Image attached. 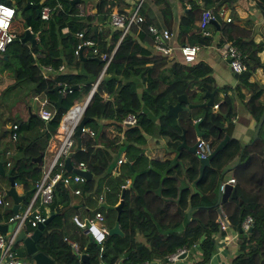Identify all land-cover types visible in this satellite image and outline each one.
Returning a JSON list of instances; mask_svg holds the SVG:
<instances>
[{
	"label": "trees",
	"instance_id": "trees-1",
	"mask_svg": "<svg viewBox=\"0 0 264 264\" xmlns=\"http://www.w3.org/2000/svg\"><path fill=\"white\" fill-rule=\"evenodd\" d=\"M0 1L11 4L9 0ZM15 1L19 4L22 0ZM50 1L52 0H46L44 4ZM58 1L63 11L52 9L46 21L35 16L30 9L18 7L16 12L21 13L24 28L29 27L37 36V43L29 49L15 39L6 46L0 56V150L2 153L8 147L5 139L10 138L13 132L16 134L15 151L10 155L8 167L5 165V160L2 163L5 173L1 176L12 177L16 184H28L31 190L40 178V167L33 163L31 158L42 153L44 149V145L36 142L38 136L44 132V124L41 119L32 115H27L25 120L19 121L11 112L12 106L17 101L14 91L20 85L32 86L34 92L38 87H42V92L52 93L50 89L54 83H45L44 80L41 81L40 78H34L27 73L26 68L31 63L29 51L36 55L39 64L52 65L55 59L63 57L70 66H78L76 79L70 78L67 73L56 76L55 81L65 83L67 90L64 91L61 99L62 108L51 119V127L54 129L58 126L64 111L74 102H79L85 97L90 84L94 82L105 63L95 59L81 60L77 46L88 49L87 57L95 56L100 59V54H104L110 58L83 112V116L87 117L84 126L92 131V136L83 140L81 147L76 146L74 137L71 149L70 162L84 163L87 170L92 173V177L80 185L71 186L79 189V194L75 195L79 200L75 204H71L68 189L61 184L55 186L53 199L56 204L53 215L35 241L37 251L47 255L53 264H137L142 261H163L164 257L175 249L190 247L198 242L201 255L193 264H207L216 247L213 234L218 231L215 210L212 207L215 203L216 187L222 180L223 169L239 154L240 162L232 169L236 199L241 200L237 223L240 224L246 215L251 217L252 223L251 232L245 237L238 238L237 250L230 264H264V139L262 136L258 134L257 139L245 146L241 152L238 142L231 137L228 138L212 156L209 165L203 168L200 178H198L199 160L194 154L181 151L172 159L160 162L148 159L140 148L145 142L144 135L151 133L149 126L153 125L155 119L158 120V136L165 138L174 148L180 141L185 121L189 122L193 119L199 120L198 130L208 138L206 140L212 144L213 149L220 141L218 134L224 127L225 120H229L234 113L231 97L225 94L226 88H223L224 95L219 102L215 93L214 104H217V109L214 112L212 107L204 106L200 109L194 107L181 110L176 118L167 114L168 105L175 104L179 95H184L188 104L197 105L203 93H210L215 89L210 68L205 63L193 62L185 65L174 59L170 60L165 56L154 54L152 40L146 28L148 25H153L171 31L172 14L168 0H143L139 5L138 13L144 21L138 26H131L122 37L119 29L109 30L106 26L110 10L103 6L108 3L116 12L127 14L130 10L127 2L128 5L122 0L116 2L106 0L104 5H96L94 22H100L101 30L104 31L95 33L96 28L92 26L89 16L78 11V4L82 0L72 5L69 4L70 0ZM178 1L181 3L182 12L175 26L177 42L181 45L186 43L201 46L208 45L210 39L200 28L196 30L193 28L195 19L203 9H211L215 19H218L220 9L227 6L226 13L232 2V0H199L202 5H198L197 0ZM153 5H156L155 11ZM227 17L229 23L224 25L226 36L218 45L223 42L230 43L243 55L245 65L251 63V66L247 65V70L239 75V80L244 82V85L252 86L247 81L250 70L261 64L255 61L256 59L251 61L247 55L249 52L255 55L264 43L262 41L254 43L252 40L232 36L230 34L232 13L227 14ZM77 33H82L83 39L94 37L93 45H81V38L77 37ZM104 35H107V41L104 40ZM21 36L22 34L17 38ZM93 49L96 50L95 54L92 53ZM44 52L47 53L46 56L42 55ZM37 91L40 92L38 89ZM259 94L258 89L250 96L247 101L248 108H252L251 105ZM184 105L186 104L182 102L181 107H185ZM263 105L257 107L255 120L258 119ZM129 113L135 116V123L122 125V119ZM13 125L16 126L15 129H12ZM121 126H124L123 129ZM109 129L116 133L113 134ZM121 153L124 161L118 163ZM177 158L188 163L185 170L188 174L185 184H179L169 170L170 167L178 170ZM162 168H166V175L160 173ZM113 171H117L116 176L111 175ZM126 180H129V184L121 192V186L125 185ZM195 180L196 187L202 193L201 196L190 192L191 184ZM121 193L119 226L123 235H106L102 250L99 251V245L94 243L83 230L76 227L71 217L79 215L77 213L79 208H81L80 217H90L95 211H101L104 215L103 221H105L104 217L105 219L110 217L108 226L103 222L109 229L115 221L116 211L113 208L100 207L98 196L102 195V200L114 207ZM31 195L32 191L26 197L27 202ZM189 207H198V209L187 217L186 211ZM10 214L9 206H0V217ZM29 231V228L24 230L25 233ZM137 236L142 238V242L137 241ZM69 242L76 244L77 254L72 251ZM81 254L86 255V261L80 260ZM25 257L30 263V256L25 255Z\"/></svg>",
	"mask_w": 264,
	"mask_h": 264
},
{
	"label": "crops",
	"instance_id": "crops-1",
	"mask_svg": "<svg viewBox=\"0 0 264 264\" xmlns=\"http://www.w3.org/2000/svg\"><path fill=\"white\" fill-rule=\"evenodd\" d=\"M9 1L11 4L15 5L14 0H9ZM29 1H33L32 4L39 2V0H27V2H29ZM45 1L46 0H44L42 2V4L39 5L38 11L42 5H50L52 7V5L55 2L58 5H57V7H53V10L63 11V7L58 0H52L48 4H44ZM111 1L116 2L117 0H111ZM122 1H124L125 3L127 2L129 5L127 3L126 4L128 5L129 8H131L133 6L132 4L135 3L137 0H122ZM27 2H26V0H22L21 3L23 4V7L26 5ZM168 2L170 3V6H171L172 29H171V31H169L170 39H169V41H167V45H169L172 48V54H177L178 53V46H180L181 44H179L176 40V37H175L176 28H175V26L177 24V21H178L180 15H181V12H182L181 3L178 0H168ZM197 2H198V5H202L201 1L197 0ZM104 3H106V0L105 1L82 0V2L80 4H78L79 13L80 14H87L89 16V19L93 24L92 26L93 27L95 26V28H96L95 33L104 31V30H101L100 22H94V18L96 15V5L100 6V5H104ZM80 5H81L83 10L84 9H89V10H84V12H82L79 8ZM185 5H187V4H185ZM103 7H105L107 10H110V12L116 11L115 8L110 7V5L108 3L106 5H104ZM155 7H156V5L152 6L154 11H155ZM186 7H188V6H186ZM226 8H227V6L222 7V9H224V10H226ZM228 8H230V9H228V11L226 12V15L229 13L230 14L232 13V15H233L232 26L230 27V28H232L230 31V34L232 36H234V37L238 36L239 38H242L244 40H252L254 43H258L261 41L264 43V0H232V2L230 3ZM16 9H15V11H16ZM30 10L33 11V9H30ZM33 13H34V11H33ZM229 16L231 18V15H229ZM49 17H50V15H49ZM41 20H43V19H41ZM198 20H199V16L195 19V22H194L193 28L195 30L199 29ZM227 23H229V21H225L224 18H222V17H220L218 19H214L213 21L209 22V24L207 25V27L204 30V32H205L204 34L210 39V43L208 45H205V46L198 45L199 50L196 54V58H195L194 63L203 62L206 65H208L210 68V76L212 77L214 85H215V89H214V91H212L213 92V104H214L215 93H217L216 95L219 98L218 102L223 97V95H224L223 88H226L225 94L231 97V103H232V108H233L234 113L229 120H225L224 127L222 128V130L218 134V139L221 140L224 137V135H225L224 128H225L226 124L228 122L232 123L233 127H232V131H231V135L228 138L231 137L238 142V144L240 146V152H241V150L245 146L253 143L252 142L249 144V142L251 141V138H252V134H253L256 122L258 120V119L255 120V114L257 111V107L260 104H264V44H263L261 50L257 51L255 53V55H253L252 52H249V53H251V57H249L247 55V57L251 61L256 59L255 61L259 62L261 65L257 66V67H253L250 70L247 81L249 83H251L252 86L244 85V82L239 80V75L242 72L236 73L234 75V73L229 69L227 63L218 55V52H217V49L220 46L228 43V42H223L220 46L218 45V43H220V41L222 39H224V37L226 36V34L224 32L225 31L224 25H226ZM106 26H108V24H106ZM26 28L29 29V27H26ZM108 28H109V30L113 29L110 26H108ZM103 29H104V27H103ZM62 31L64 32L65 30H62ZM102 35H103V33H102ZM227 35H228V33H227ZM104 36H105L104 40L107 41V38H108L107 35H104ZM85 37L87 38V36H85ZM89 38H92V39H89ZM89 38H87V39L92 41V43H93L94 37H89ZM17 39H19V38H17ZM36 43H37V36L35 35V45H36ZM24 45L27 46L29 49L33 48L35 46L34 45L33 47H30L29 43H25ZM92 53H93V50H92ZM93 54H95V53H93ZM1 55H2V53H1ZM29 55H30V59H31V63L29 64V69L31 71H30V73H29V71H27V73H29L34 78H40L41 81L44 80L45 83H54L53 86H55L57 84H63L65 86V83H60V82L55 81L56 76L60 73H67V74H69L70 78H72V79H76L78 77V71H79L78 66H74V65L70 66L69 64H67V61L63 57L55 59L51 65V64H39L37 59H36V55L30 51H29ZM42 55L46 56L47 53L44 52ZM87 55H89L88 49L82 48L81 57H80L81 60L95 59L96 58L95 56L87 57ZM46 65H50L52 70L49 72H44V76H43L41 74L42 73V67L46 66ZM247 65L251 66V63L248 62ZM247 65H245L246 69L243 72H245L247 70V68H248ZM59 66H62V69H58ZM37 89L40 90V92H38ZM37 89H35L36 91L34 92L33 87L30 86L29 98L31 97L30 100H32V102L34 103V108H32L29 104L26 103V105H25L26 106L25 107L26 116L32 115L34 117L39 118L37 115V111L40 108L39 101L43 100V99L46 100V105H45L46 108L49 111H51L54 115L55 114L54 113V106L52 103H53V101L56 100L55 94L54 93H47V91L42 92V90H43L42 87H38ZM258 89L260 90V94H259L258 98L251 105L252 108H248L247 101L249 100L250 96L252 94H254L255 91H257ZM139 91L140 90H138V92ZM63 93H64V90H62V94ZM35 99H38V101ZM205 100L206 99H204L202 97L200 103L194 107L195 108L197 107L199 109L204 107L205 105H201V104ZM74 103H77V102H74ZM184 106L185 107H183V106L181 107V104H180L181 109L178 111V113L181 110H186V109L190 108V107H187L188 104H186ZM194 107H191V108H194ZM216 109H217V107H216ZM216 109L212 108V112L216 111ZM178 113H177V115H178ZM26 116H25V118H26ZM25 118L23 120H25ZM21 120H19V121H21ZM196 121H198V123H199V120H193V119L190 120L189 122L185 121L183 129L181 131V134L184 133L185 143L189 146L194 144V142L196 141L197 138H201L204 140L208 139V138L204 137L202 131L198 130V124H197V130L199 133H202V136H200V137L196 136V133H195V130L193 127V123ZM42 122L44 124V132L42 131L43 132L42 135L38 136V138L36 140L37 144L44 145V149H43L42 153L38 154V155H41V162L39 164H37L36 162L32 161V158H35L38 155L31 158V161L40 167V175H41L42 171L45 169L46 165L48 164L49 158L52 155L53 146L55 144H57L56 139L54 138L55 129L53 131H51L49 128H47L46 122L45 121H42ZM104 122H108V121H104ZM157 124H158V120L155 119V121L153 122V125L149 126V130H151V133H146L145 135L143 134L145 142L142 145H140V148L143 152V155H145L150 160H156V161L163 162L167 159H172L177 153H180L181 151L189 153L191 155L194 154V153H191L190 151H188L182 147L177 148L178 145L181 143V139H180L179 143L177 144L176 148H174L172 144L167 143L165 138L158 136V134H157V132H158L157 126L158 125ZM50 126H51V123H50ZM121 127L123 129L124 126H121ZM110 130L111 129H109V131ZM111 132L113 134L116 133L114 130H111ZM258 134H259V136H262V138L264 139V119H263V122L261 124V127L259 129ZM86 138H87V136H82V137L80 136L79 141L76 140V146L81 147L83 140H85ZM118 138H119L118 140L121 141L120 137H118ZM5 140H6L5 142H8V145H7L8 147L6 150H9L10 155H11L12 152L15 151L14 141H12L11 138H9V137H7ZM242 145H244V147L241 149ZM0 151H1V153H0L1 157L0 158L3 159L5 151H3V153H2V150H0ZM10 155H9V160H10ZM121 155H123V153H121L120 156ZM238 158H239V161H238V163H239L240 162V155L238 154L223 169L221 177H223L226 173H230V176H227L225 179L222 178V180H221L222 182H227V181H229V179L234 177L232 175V169L238 164V163L236 164V161ZM176 163H177L176 165L178 167L179 172L175 167H170L169 170H171L173 172V174L171 172V176L175 177L177 179V181H179V184H185L186 179L188 177V174L185 171L188 163L186 160H183L181 158H177ZM172 166H173V164H172ZM67 173H71V172H67ZM160 173L166 175L167 174L166 168H162ZM116 174H117V172H116ZM91 175H92V173H91ZM111 175L116 176V175H113L112 173H111ZM7 182H8V179H7ZM128 184H129V180H126L125 185L121 186V190H124L128 186ZM8 186H9V182H8L7 186L3 187L1 190L5 191V189H7ZM193 186L197 191H194V192L192 191ZM232 186L233 187L236 186L235 180H234V184ZM14 188H15V192L17 193V195L23 196L22 200L18 203V206H17V211L21 212L28 203L26 201V197L31 192V189H29L28 184H23V183H20V184L15 183ZM217 189H218V184L216 187V191H217ZM216 191L214 194L215 200H216ZM190 192H191V194H198V196L202 195L200 190L196 187V182L195 183L193 182L191 184ZM70 196H71V204L78 203V200H79L78 197H76L72 193H70ZM30 198H31V196H30ZM30 198H29V200H30ZM4 199L6 201H8L9 205L11 206V203H12L11 199L8 197H6ZM118 201H119V199H118ZM102 202L105 203V201H103V200H102ZM100 203L101 202H99V204ZM117 203L115 205H117ZM105 204L108 205L107 203H105ZM212 207L215 210V215H216L217 221L219 220V217L217 214V210L219 209L222 217L224 218L225 230L220 231L218 229V231L213 234V239L215 240L216 247H215V251L211 254L209 260L207 261V264H230L231 259L233 258V256L236 253L237 240L239 238L238 232H237V228L239 227V224L237 223L239 204L237 202V199L235 201H232L231 199L228 198L226 200V202H224V204L222 203L220 205V207H214V206H212ZM197 209H198V207L192 208L189 215H192V213ZM77 213L79 215H81V208H79ZM117 221H118V227L120 229L119 215H118ZM8 228H10V226ZM136 239H137V241L142 242V238L140 236H137ZM192 246L193 247L191 248V252L186 257H183L182 259H178V261L175 264H193V263H196L200 259L201 253H200V249L198 247V242L194 243Z\"/></svg>",
	"mask_w": 264,
	"mask_h": 264
},
{
	"label": "built area",
	"instance_id": "built-area-1",
	"mask_svg": "<svg viewBox=\"0 0 264 264\" xmlns=\"http://www.w3.org/2000/svg\"><path fill=\"white\" fill-rule=\"evenodd\" d=\"M143 0H137L133 3L127 14H121L116 11H112L109 13L107 24L108 26L119 29L120 37H122L125 33L128 32L129 28L133 25L138 26L141 24L144 19L138 13V8L140 3ZM29 4H32L33 1H29ZM57 3L55 2L52 7L50 5H42L39 8L38 16L40 19L46 20L53 7H57ZM14 4H6L0 1V55L6 48L8 44L17 39L16 35H14L11 29V21L16 13ZM10 12L11 15L7 13ZM219 16L224 18L225 21H229L225 10L220 9ZM215 19V14L211 9H203L199 15L198 27L204 32L205 28L209 24V22ZM147 31L150 34V38L152 40V48L154 53L160 56H165L169 59L172 55V48L167 45V41L170 39V33L165 28H158L153 25L147 26ZM205 33V32H204ZM78 38H81V45L83 46H91L93 45L92 41L88 39H83L82 33L76 34ZM80 48V46H77ZM199 50V46L195 44H182L178 46V52L180 54V60L182 64L189 65L195 61L196 54ZM218 55L227 63L229 69L233 73H241L246 67L243 63V55L240 51L230 43L224 44L217 49ZM93 53H96V50L93 49ZM77 54V51H75ZM110 57L105 56L104 54H100V59L104 61V65L102 71L98 74L94 82L90 84V88L85 95V97L77 102L73 103L68 109L64 111L62 114L58 126L55 128L54 138L56 139V143L53 146L52 155L49 158L48 164L45 169L42 171L39 180L35 183L34 188L32 190V195L27 205L21 212H16L14 214H10L8 216L0 217V225L7 224L10 228L7 229L5 233L0 231V264H26L23 260H21L15 253L14 245L15 238L20 230H25L27 228L30 229L29 232L25 234H30L33 229L39 223H42L46 217L49 215V204L53 200V190L57 184H61L63 187L68 189L70 193L73 195L79 194L78 188H72L71 186L82 184L85 179L76 173H67L64 168V159L71 152L73 147V133L83 117V112L85 107L87 106L91 95L96 90L97 84L99 80L103 76L104 69L109 61ZM58 69H62V66H59ZM52 68L50 65H46L42 67V75L44 76V72L51 71ZM38 101V99H35ZM40 108L37 111L38 117L47 122L52 119L53 113L46 108V100H40ZM217 104H213L212 108L216 109ZM135 123V116L131 113L127 114L121 121L122 125H133ZM16 126L13 125L12 129H15ZM80 136H92V131H90L85 126L80 129ZM16 134L13 132L10 136L11 140L14 141ZM212 151L211 144L204 139L197 138L194 142V155L198 160L205 159ZM10 151L6 150L4 152L3 162L5 160V165L8 167L10 165L9 160ZM124 161L123 155L120 156L121 162ZM72 168H76L78 170L88 171L86 165L82 162L72 164L70 162ZM117 171L112 172L113 175H116ZM229 183L231 185L234 184V179L231 178L227 182L220 181L218 183V189L220 191L223 190L224 184ZM5 191H0V206L1 207H10L9 202L6 201L4 196ZM98 201L102 202V196H98ZM220 207V206H219ZM220 212V211H219ZM221 214V213H220ZM222 217V215H221ZM72 223L83 230L86 235L90 237V239L99 245V251L102 250V243L107 235V228L103 224V215L99 211H95L90 217H80L79 215H73L71 217ZM252 219L249 215H246L242 222L239 224V228H241L242 232H246L247 228L251 226ZM217 226L220 231L225 230L224 218L217 221ZM64 240H66L64 238ZM70 247L74 253L77 252V246L74 242H69ZM190 247H180L175 249L172 253L166 255L163 261H142L137 264H175L178 261V256L183 254L186 257L190 252Z\"/></svg>",
	"mask_w": 264,
	"mask_h": 264
},
{
	"label": "water",
	"instance_id": "water-1",
	"mask_svg": "<svg viewBox=\"0 0 264 264\" xmlns=\"http://www.w3.org/2000/svg\"><path fill=\"white\" fill-rule=\"evenodd\" d=\"M43 1L44 0H39V2H37L35 4H29L27 2V0H26L27 3L23 7V9H33L35 16H37L38 15V7H39V5L42 4ZM77 1L78 0H70L69 4L72 5L74 2H77ZM17 41L19 43H21V44L29 43L30 47H33L35 45V35L28 28H25L23 30L22 36L19 39H17ZM81 50H82V47L79 48V52H78L80 57H81ZM248 56L251 57V53H249ZM95 60H97L98 62L102 61L101 59H97V58H95ZM235 74L236 73H234V75ZM62 90H64V91L67 90V87H65L63 84H57V85L53 86L50 89V92L54 93L55 96H56V100L53 101V103H52L53 106H54V113H57L58 110L62 108V105H61V98L63 97ZM202 97L204 99H206V100L201 105H205V106H209V107H211L213 105V92H210V93L205 92L202 95ZM182 102L185 103V104H188L187 103V99L185 98V96L184 95H179L177 97V101H176L175 104L168 105L167 114L172 116V117H176L178 111L181 109L180 104ZM194 106H197V105L188 104L187 107L191 108V107H194ZM263 119H264V105H263L262 111H261V113H260V115L258 117V120L256 122L254 131H253V134H252V138H251V141L249 142V144L254 142L257 139L258 132H259V129H260L261 124L263 122ZM86 120H87V117L83 116L82 119L80 120V122L78 123L74 133H73V136L76 138L77 141H79V138H80V135H81L80 134V129H81V127H83L85 125ZM50 123H51V119L46 122V126L51 131H53L54 128H52L50 126ZM197 124H198V121L194 122L193 123V127H194V130H195L196 136L200 137V136H202V133L198 132ZM232 127H233L232 123L228 122L226 124L225 128H224V132H225L224 137L212 149L211 153L205 159H200L199 160V168H198L199 175H198V178H200L203 168L209 165L212 156L222 147V145L225 143L227 138L231 135ZM180 139H181V143L178 145L177 148H181L182 147V148L190 151L191 153H194V144L189 146V145H187L185 143L184 133H182L180 135ZM243 147H244V145L241 146V149ZM0 153H1V151H0ZM71 155H72V153H69L67 155V157L64 159V168H65V170L67 172H72V173H76V174L81 175L85 179V181L90 180L92 175H91V173L89 171H83V170H78L76 168H72V166L70 164ZM32 161H34L37 164H39L41 162V155H38L37 157L32 158ZM238 161H239V158L237 159L236 164L238 163ZM2 162H3V159L0 158V176L4 174L3 169H2ZM7 179H8V182H9V186H8L7 189H5V193H4L3 198L8 197V198L11 199L12 203H11V206H10L9 210H10V212L12 214H14V213L17 212L18 203L22 200L23 196L17 195V193L15 192V188H14L15 183L13 181V178L12 177H8ZM196 180L194 181V183L196 182ZM122 191L123 190H121V192ZM192 191L193 192L197 191L194 188V186L192 187ZM228 198L231 199V200H235L236 199V194H235L234 187L231 184L226 183V184H224V187H223L222 191L217 189V191H216V200H215V203L212 206L219 207L222 203L226 202V200ZM237 202H238L239 205L241 204V200L240 199H238ZM55 204H56V201H55V199H53L51 201V203L49 204V206H48L49 215L46 217V219L42 223H39L36 226V228L31 231L30 234H25V232L23 230H20L18 232L16 238H15V243H20L23 246L24 254L27 255V256H30V260H31L30 264H53V261L47 255H45L41 251H37L36 246H35V241L37 240V238L41 234V231L43 230L44 226L51 219V217L53 215V210H54ZM121 205H122V193H121V195L119 197V201H118L117 205H115L114 207L106 205L103 202H101L99 204V206L104 208V209L113 208L116 211L115 222L109 229H107V235H119V236L123 235V233L121 232V230L118 227V221H117L118 215H119V212H120V209H121ZM191 209H192L191 207H189L187 209V211H186V216L187 217L189 216V213H190ZM217 214H218V217L221 219L222 217H221V214L219 212V209L217 210ZM7 229H8V225L7 224H1L0 225V231L2 233H5L7 231ZM237 232H238V237H241V236L245 237V236H247V234L249 232H251V226H249L247 228L246 232H242L241 228L238 227L237 228ZM183 257H184V255L181 254V255L178 256V259H182ZM79 258H80L81 261L84 262V261H86L87 257H86V255L81 254L79 256Z\"/></svg>",
	"mask_w": 264,
	"mask_h": 264
},
{
	"label": "rangeland",
	"instance_id": "rangeland-1",
	"mask_svg": "<svg viewBox=\"0 0 264 264\" xmlns=\"http://www.w3.org/2000/svg\"><path fill=\"white\" fill-rule=\"evenodd\" d=\"M15 2V7H23V4L20 2L19 4L14 0ZM80 10L82 12H84V10H89V9H82L81 5H80ZM21 13L16 12L12 21H11V29L10 31L16 35V37H19V35L23 32L24 30V22H23V17L20 15ZM3 53V52H2ZM170 60H176L179 61L180 60V54L179 52L177 54H172L169 57ZM26 71H29L30 73V69L29 66L26 68ZM29 89L30 87L28 86H18L15 91L14 94L17 95V101L14 103V105L11 108V112L13 113L12 115H14L18 120H23L26 116V109H25V105L26 103L29 104L32 108H34V103L32 102V100H30L29 98ZM212 145V144H211ZM6 171V170H5ZM227 176H230V173H226L222 178L225 179ZM8 184L7 182V177L4 176H0V190L3 187H6ZM101 212V211H100ZM102 213V212H101ZM103 214V213H102ZM104 216V215H103ZM103 221L104 223H106V225L108 226L109 222H110V217H104ZM15 253L16 255L20 258L23 259L26 264H30L29 260L25 257L24 255V249L23 246L20 243H17L15 245Z\"/></svg>",
	"mask_w": 264,
	"mask_h": 264
},
{
	"label": "clouds",
	"instance_id": "clouds-1",
	"mask_svg": "<svg viewBox=\"0 0 264 264\" xmlns=\"http://www.w3.org/2000/svg\"><path fill=\"white\" fill-rule=\"evenodd\" d=\"M7 14H8V15H11V13H10V12H8ZM0 23H3V21H0Z\"/></svg>",
	"mask_w": 264,
	"mask_h": 264
}]
</instances>
